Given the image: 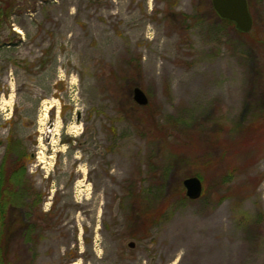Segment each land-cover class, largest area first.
Returning a JSON list of instances; mask_svg holds the SVG:
<instances>
[{"label":"rangeland","instance_id":"rangeland-1","mask_svg":"<svg viewBox=\"0 0 264 264\" xmlns=\"http://www.w3.org/2000/svg\"><path fill=\"white\" fill-rule=\"evenodd\" d=\"M247 3L240 32L211 0H0V163L25 155L9 264H264V141L246 131L264 0Z\"/></svg>","mask_w":264,"mask_h":264},{"label":"trees","instance_id":"trees-1","mask_svg":"<svg viewBox=\"0 0 264 264\" xmlns=\"http://www.w3.org/2000/svg\"><path fill=\"white\" fill-rule=\"evenodd\" d=\"M226 25H232L233 23L227 20H222ZM246 131L248 138H255V135L260 132V137L264 141V119L258 122L256 125L249 127ZM258 138V140H259ZM253 141V140H252ZM262 141V142H263ZM13 147L6 148L7 153L13 152ZM15 160L11 163H5L4 158L0 163V263L4 261L6 264H9L7 257V244L10 242L11 238L15 236L19 230L18 228H13L11 232V224L8 221L10 210L16 208L17 200L20 196V191L23 189L22 187V174L24 172V154L22 152H18L15 149ZM220 162L218 160L213 161V166L215 170L219 167ZM235 169L234 167H229L225 169L228 173ZM197 175V173H194ZM200 179L201 177L197 175ZM37 202V201H36ZM36 203L28 206L27 210L23 211L25 222L21 226V236L25 237V240H30L32 233L36 230V218H39V215H33L32 209L35 208ZM17 206V205H16ZM32 207V208H31ZM34 211V209H33ZM142 213H146V209L142 210ZM149 211V213H148ZM147 215L145 220H142V224L146 225V227L152 224L154 217L157 216L153 214L152 210L148 208ZM154 215V216H153ZM146 216V215H145ZM147 221V224H146ZM145 227V226H144ZM20 232V231H19ZM19 234V233H18ZM9 245V244H8Z\"/></svg>","mask_w":264,"mask_h":264},{"label":"water","instance_id":"water-1","mask_svg":"<svg viewBox=\"0 0 264 264\" xmlns=\"http://www.w3.org/2000/svg\"><path fill=\"white\" fill-rule=\"evenodd\" d=\"M211 6L217 16L230 21L236 30L248 32L252 27V17L249 12L247 0H211ZM133 101L144 106L148 103L145 93L135 86L132 90ZM185 196L189 199H197L202 193V183L197 176H189L182 180ZM135 243L130 241L128 246L134 247Z\"/></svg>","mask_w":264,"mask_h":264},{"label":"bare ground","instance_id":"bare-ground-1","mask_svg":"<svg viewBox=\"0 0 264 264\" xmlns=\"http://www.w3.org/2000/svg\"><path fill=\"white\" fill-rule=\"evenodd\" d=\"M183 237H184L183 231L182 230L181 231L179 230V231L175 232L172 235V242L171 243L173 244L176 241H181L183 239Z\"/></svg>","mask_w":264,"mask_h":264}]
</instances>
